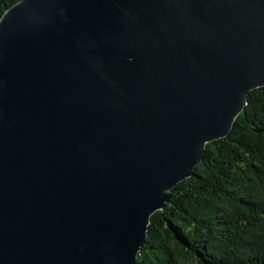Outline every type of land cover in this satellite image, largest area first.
Returning <instances> with one entry per match:
<instances>
[{
	"label": "water",
	"instance_id": "water-1",
	"mask_svg": "<svg viewBox=\"0 0 264 264\" xmlns=\"http://www.w3.org/2000/svg\"><path fill=\"white\" fill-rule=\"evenodd\" d=\"M264 87V0H21L0 18V264H137L151 217Z\"/></svg>",
	"mask_w": 264,
	"mask_h": 264
},
{
	"label": "trees",
	"instance_id": "trees-1",
	"mask_svg": "<svg viewBox=\"0 0 264 264\" xmlns=\"http://www.w3.org/2000/svg\"><path fill=\"white\" fill-rule=\"evenodd\" d=\"M21 0H0V18ZM151 217L137 264H264V87Z\"/></svg>",
	"mask_w": 264,
	"mask_h": 264
}]
</instances>
